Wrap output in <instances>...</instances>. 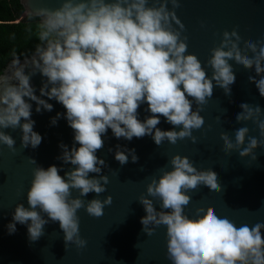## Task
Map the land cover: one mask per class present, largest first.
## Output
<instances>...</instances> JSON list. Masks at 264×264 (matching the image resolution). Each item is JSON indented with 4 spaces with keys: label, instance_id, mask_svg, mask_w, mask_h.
I'll use <instances>...</instances> for the list:
<instances>
[{
    "label": "clouds",
    "instance_id": "9594fccd",
    "mask_svg": "<svg viewBox=\"0 0 264 264\" xmlns=\"http://www.w3.org/2000/svg\"><path fill=\"white\" fill-rule=\"evenodd\" d=\"M180 7L181 0H151V5L150 0H63L54 10L30 11L40 19V44L23 63L15 57L0 74V145L16 154L15 139L4 130L19 129L20 148H38L42 137L33 130L28 101L35 102L40 114L42 109L53 110L47 100H56L66 113L51 118V126L64 118L74 132L71 150L61 143L57 159L72 167L62 177L63 168L52 165L45 170L29 157L28 162L37 165L26 196L29 207L16 205L12 222L6 226L9 235L15 234L17 224L26 225L33 244L46 235V225L59 222L65 251L85 249L88 242L81 237L77 213L83 209L88 216L100 218L112 204L110 195L103 200L83 199L89 193L99 197L107 191L109 178L102 170L109 165L97 156L104 148L102 137L111 129L117 140L131 142L134 137L149 136L158 147L183 140L196 144L193 132L205 125L200 113L214 87L229 98L232 95L236 76L230 61L245 70L254 69L255 76L249 75L248 82L264 98V37L244 40L238 28L219 34V45L210 50L207 60L212 69L209 78L196 55H185L188 37L176 15ZM201 27H205L203 22ZM38 73L45 78L39 96L31 84ZM143 104L151 115L141 121L138 109ZM239 107L236 123L245 126L235 129L234 140L227 131L220 133L221 151L257 161L256 149L264 148V110L258 103ZM161 116L173 130L157 127ZM216 119L220 122L221 117ZM249 122L258 137L250 134ZM114 158L121 166L129 158L134 164L139 160L134 148L120 144L115 146ZM148 179L146 193L137 199L146 213L140 220L142 232L152 236L166 226V258L171 264H264V223L237 227L227 217L216 215L212 207L197 208L195 218L185 214L192 199L186 193L201 186L221 193L218 174L212 168L198 170L188 157L177 154L159 169L158 178ZM73 190L79 193L76 198Z\"/></svg>",
    "mask_w": 264,
    "mask_h": 264
},
{
    "label": "water",
    "instance_id": "95a60500",
    "mask_svg": "<svg viewBox=\"0 0 264 264\" xmlns=\"http://www.w3.org/2000/svg\"><path fill=\"white\" fill-rule=\"evenodd\" d=\"M20 1L25 9L24 15H31L30 11L34 12L39 8L54 10L63 2ZM168 7L171 8V5ZM176 15L185 26L183 35L188 37L185 55H196L209 78L212 69L207 65V60L210 58V50L219 45V34L238 28L244 40L256 41L264 37V0H181V7L176 10ZM202 22L205 25L203 28ZM20 62L23 63L24 59H20ZM229 63L233 65L236 76V81L231 86L232 95L229 98L222 89L214 87L212 98L200 113L205 119V125L200 131L193 132L198 138L196 144L183 140L176 145L164 142L158 147L149 136L140 139L134 137L131 142L123 138L117 140L111 129L102 137L104 148L97 152V156L109 165V168L102 170V174L109 178L107 191L99 197L95 193H89L83 199L103 200L110 195L112 204L105 207L104 215L100 218L90 217L83 209L79 210L80 234L88 242L87 247L80 252L74 247L65 251L59 222L46 225V235L33 244L29 243L26 225L17 224L15 234H8L6 226L12 222L16 205L22 203L26 208L29 207L26 196L33 179V168L39 165L46 170L55 165L63 168L59 173L63 177L65 171L72 167L64 165L57 157L61 155V143L71 150L73 130L64 118L59 119L56 126L50 124L51 118L56 117L57 113H66V109L56 100L41 97L53 105V110L48 112L42 109L38 114L35 102L28 101L32 103L31 119L35 121L33 130L41 135L42 142L36 149L29 146L22 150V132L19 129L4 130L15 139L17 152L12 154L6 146L0 145V264H171L166 258V226L157 228L152 236L145 235L140 220L146 213L137 199L146 193V185L150 182L148 178H158L159 169L177 154L188 157L198 170L212 168L218 174V182L222 187L220 194L209 191L204 186L186 193L192 198L185 208V214L189 218H195L197 208L212 207L216 215L227 217L237 227L242 224L252 226L257 222L264 223V148L256 149L257 161L251 158L240 159L236 152L226 156L221 151L223 142L220 140V133L224 131L234 140L232 134L235 129L245 126L237 124L235 119L241 111V103H258L264 110V98L259 95L256 86L248 82L249 75L255 76L254 69L248 71L234 61ZM44 79L39 73L31 78L37 96L40 95L39 89ZM147 107V104H143L138 109L141 121L151 115L145 111ZM218 116L221 117L220 122H217ZM159 118L161 123L157 125L158 128L162 131L173 130V126L164 117ZM246 126L252 130L251 135L258 137L253 124L249 122ZM117 144L134 148L139 157L138 162L131 163L129 158V163L121 166L114 158ZM76 146L79 147L78 144ZM109 148L113 149L112 153L108 152ZM29 157L35 159L37 165L30 164ZM166 170L170 171L171 168ZM93 175L95 174H90V177ZM78 195V191H72L73 198ZM154 204L159 211V201H154Z\"/></svg>",
    "mask_w": 264,
    "mask_h": 264
},
{
    "label": "trees",
    "instance_id": "16d2710c",
    "mask_svg": "<svg viewBox=\"0 0 264 264\" xmlns=\"http://www.w3.org/2000/svg\"><path fill=\"white\" fill-rule=\"evenodd\" d=\"M24 13L20 0H0V74L15 57H30L40 44V19Z\"/></svg>",
    "mask_w": 264,
    "mask_h": 264
},
{
    "label": "rangeland",
    "instance_id": "374dc122",
    "mask_svg": "<svg viewBox=\"0 0 264 264\" xmlns=\"http://www.w3.org/2000/svg\"><path fill=\"white\" fill-rule=\"evenodd\" d=\"M25 14V13H24Z\"/></svg>",
    "mask_w": 264,
    "mask_h": 264
}]
</instances>
